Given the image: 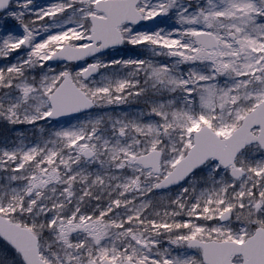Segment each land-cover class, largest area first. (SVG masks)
Instances as JSON below:
<instances>
[{"label":"snow or ice","instance_id":"6c2138e0","mask_svg":"<svg viewBox=\"0 0 264 264\" xmlns=\"http://www.w3.org/2000/svg\"><path fill=\"white\" fill-rule=\"evenodd\" d=\"M0 264H264V0H0Z\"/></svg>","mask_w":264,"mask_h":264},{"label":"rangeland","instance_id":"374dc122","mask_svg":"<svg viewBox=\"0 0 264 264\" xmlns=\"http://www.w3.org/2000/svg\"><path fill=\"white\" fill-rule=\"evenodd\" d=\"M40 2H43V0H40Z\"/></svg>","mask_w":264,"mask_h":264}]
</instances>
